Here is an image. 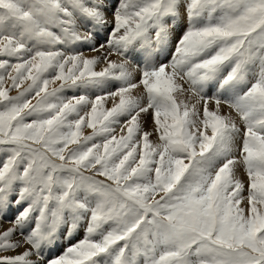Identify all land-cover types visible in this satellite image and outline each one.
Masks as SVG:
<instances>
[{"label":"snow or ice","instance_id":"snow-or-ice-1","mask_svg":"<svg viewBox=\"0 0 264 264\" xmlns=\"http://www.w3.org/2000/svg\"><path fill=\"white\" fill-rule=\"evenodd\" d=\"M0 264H264V0H0Z\"/></svg>","mask_w":264,"mask_h":264}]
</instances>
